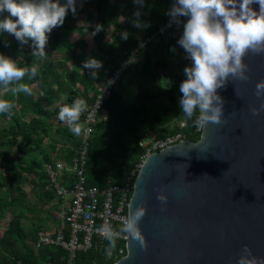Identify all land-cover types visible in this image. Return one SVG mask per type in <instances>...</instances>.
Masks as SVG:
<instances>
[{
  "label": "water",
  "instance_id": "water-1",
  "mask_svg": "<svg viewBox=\"0 0 264 264\" xmlns=\"http://www.w3.org/2000/svg\"><path fill=\"white\" fill-rule=\"evenodd\" d=\"M244 62L250 80L217 90L220 125L209 123L198 141L184 139L141 163L128 214L146 206L138 226L147 247L128 236L114 264H237L245 245L264 258V112L250 111L261 103L255 86L264 80V55ZM161 192L167 204L157 200Z\"/></svg>",
  "mask_w": 264,
  "mask_h": 264
},
{
  "label": "trees",
  "instance_id": "trees-1",
  "mask_svg": "<svg viewBox=\"0 0 264 264\" xmlns=\"http://www.w3.org/2000/svg\"><path fill=\"white\" fill-rule=\"evenodd\" d=\"M108 2L109 0H88L87 2L93 9L89 17L94 23L92 31L98 38L99 48L100 42L105 37V25L108 22L113 24V32L120 30V23L117 21L118 12L121 9L120 5H110ZM60 3L63 5L66 0H60ZM169 4V0H157L154 5L148 1L145 2V5L140 9H136L132 5L125 10L126 21L128 25L135 24L137 20L142 25H150L146 27L144 37L153 35L166 20ZM76 8L77 12L75 15L72 14L71 10L68 11L67 15L70 13L73 16H77L81 9L79 7ZM136 11L141 12L139 18L134 15ZM8 15L10 14L7 12L0 14V20ZM15 19L17 18H13L14 21ZM98 25L102 30L97 32L96 28ZM4 34L6 32L0 33V54H3L7 48V45L1 40ZM137 41L138 38L131 42L129 39H122L115 48L110 45L106 47L108 55L113 56V59L108 61L107 64L113 63V68L108 70L102 84L105 83L117 66L120 55L123 52L128 53L133 50ZM10 44L21 46L17 40ZM30 44L31 41H29V45L25 46L31 48ZM84 48L85 43L83 41L71 42L63 30L52 32L50 40H48L45 47V49L62 51L64 56L75 64L81 62L78 50L82 51ZM171 49L173 47L163 45L158 37L145 43L138 50L137 61L131 62L123 75L112 85L110 96L105 101L101 112V114L105 113L106 117L104 119L99 117V120L93 125L94 130L87 148L85 174L89 186L103 188L108 184H121L130 170L141 162L144 148L138 145V141L148 132H154L158 139H164L181 132L185 139H189L192 142L198 141L201 131L195 130L196 127L193 126L192 121L187 120L183 116L179 107V99L182 96L179 86L186 79V76L181 75L180 79L174 81V85L166 91L158 85L160 75L155 71V67L159 63L161 67H166L175 62L174 64L177 63V66L184 73L185 64L182 54ZM97 60L100 59L97 58ZM26 64L29 66L32 64L30 56H25L23 63H20L18 67H24ZM60 71L64 72L63 75ZM86 74L87 71H82L81 74H78L74 70L66 69L64 62L51 67L49 78L43 80H45V86L48 88L52 89L51 86H55L54 92L56 94L62 93V95H65V99L59 103L58 109L65 104L71 105L77 98H83L86 106L93 102L96 89L93 90L94 95L91 96L88 90V83L86 82ZM42 75L43 72L38 68L36 77L29 79V76L26 75L22 81L14 83H25L30 86ZM13 86L9 85V88L11 89ZM78 87H81L80 91L77 89ZM3 88V85H0V99H4L1 95ZM50 91H53V89ZM166 92L170 94L167 100L164 97ZM18 95L21 97L20 107L16 109L15 101L10 99L8 101L13 105L11 115L0 113L1 117L8 118L10 121L5 131L3 129V133L0 134V147L3 145L15 146L19 152L23 153L26 145H30L34 141V136L39 131H42L43 121H41V118L46 115V111L39 102L34 101L31 95H23V92H19ZM45 104L47 105V103ZM18 112H21V116L31 114L32 117L25 121L21 119L22 117H19L20 114ZM197 115L198 109L194 113L193 119H196ZM83 119L84 111L79 119L81 125ZM173 119L185 120V126L180 128L172 125L171 121ZM155 126H157L156 129ZM2 138L7 139V141ZM77 138L78 136L75 142L71 141L74 146L78 143ZM46 161H50V159L42 158L40 164L41 174L39 175L44 178L45 174L42 170V165ZM31 166L39 167V164L32 162ZM31 166L26 169L28 173L33 172ZM100 171H103L101 175ZM21 173L16 171L15 168L6 169L3 176H0V189L6 188L10 192L18 190L22 182ZM115 173H118L116 178L111 180L103 179L102 175ZM44 184H46V180ZM46 193L54 198L49 192L46 191ZM0 204H4L2 199ZM25 237H27V233L21 225L20 218L17 216L11 218L4 236L0 238V264H65L66 253L64 250L60 248H42L34 251L32 248L29 249L23 245ZM35 237L36 234L34 233L31 238L34 240ZM17 246L22 247L14 250V247ZM107 246L108 241L105 240L100 248L97 246L87 251L78 252L75 260L76 264H114L121 256L125 255L124 242L117 240L116 249L111 256L105 252ZM120 250L122 251L121 253ZM5 255H8L11 259L7 260Z\"/></svg>",
  "mask_w": 264,
  "mask_h": 264
},
{
  "label": "clouds",
  "instance_id": "clouds-1",
  "mask_svg": "<svg viewBox=\"0 0 264 264\" xmlns=\"http://www.w3.org/2000/svg\"><path fill=\"white\" fill-rule=\"evenodd\" d=\"M77 0H66L63 5L60 0H0V14L7 12L10 15L0 20V33H8L15 37L21 47L29 45L31 55L45 56V47L49 34L57 26L64 24L69 10L75 15ZM135 4L143 6L144 0H133ZM258 4L259 11L253 10L250 5ZM82 6V4H81ZM134 15L139 18L140 11ZM167 15L170 23L180 25L179 17H189L183 23V35L177 43L185 52V58L191 61V66L183 69L186 79L179 86L182 93L179 99L181 113L187 120H191L194 127L205 129L209 123L220 125L223 120V99L217 90L231 81L250 80L249 65L244 62L248 55H264V0H175ZM15 19V21L13 20ZM136 27H148L136 21ZM102 30L98 25L96 31ZM128 33H122L127 39ZM175 51V48L171 49ZM18 61L0 54V85L4 90L13 93L24 92L31 95V88L25 83H14L29 79L38 74V66L33 62L30 66L18 67ZM102 62L88 58L83 69H88L90 77L98 78V70ZM114 81H109L111 84ZM159 87L168 90L172 81L161 77ZM255 96L261 101L259 107L250 109L252 115L259 116L264 112V80L255 86ZM13 105L11 102L0 99V113L11 115ZM86 108L83 98L75 99L71 105L65 104L58 113V119L66 122L70 131L80 135L82 126L79 123L80 115ZM199 116L193 119L196 110ZM176 120V119H174ZM201 133V132H200ZM157 200L163 205L167 204L168 197L161 192ZM147 208L144 204L138 205L134 211L123 219L118 230L109 223H104L96 229L107 241L105 248L107 255L111 256L116 249L117 238L126 234L139 242L146 250L145 237L139 228V222L145 217ZM237 264H264V258L253 255L252 250L245 245L241 250Z\"/></svg>",
  "mask_w": 264,
  "mask_h": 264
},
{
  "label": "rangeland",
  "instance_id": "rangeland-1",
  "mask_svg": "<svg viewBox=\"0 0 264 264\" xmlns=\"http://www.w3.org/2000/svg\"><path fill=\"white\" fill-rule=\"evenodd\" d=\"M147 1L152 5L157 2V0H144L143 5H145V2ZM87 2L88 0H77L76 7H79L81 12L77 16H73L69 13L66 15L64 24L62 26H57L52 31L63 30L64 33L68 35L71 42L81 40L85 43V48L82 51L78 50V54L81 57V62L78 64H75L70 59H67L62 51L45 49V56H32V48H29L28 46L21 47L10 44L11 42H16L13 35L6 33L1 37V40L7 45V48L2 55L10 57L14 61H18V65L23 63L25 56H30L31 62H35L44 75V77L42 75L34 84L29 86L31 88V95L34 98V101L39 102L42 107H46V115L43 117L42 131H39L34 136V141L30 145H26L23 153L19 152L15 146L3 145L0 147V176H3L5 170L8 168H15L16 171L22 172V182L20 183L18 190L10 192L6 188L0 189V200L2 199L4 201V204H0V238L4 236L9 220L17 216L20 218L21 225L27 233V237H25L23 245L29 249L32 248L31 244L33 243V239L31 237L34 233L37 234L36 232H38V229L49 227V225L51 226V217L56 208L55 199L46 193V184H44L45 178L39 175L41 174V159H44L43 156L45 154H47L46 159H50L55 151H62L63 148L66 147L65 142H62L64 141L62 140L63 129L66 127L61 124V121L57 118L60 109L57 108V101L54 99L51 100L49 96H47L50 88L45 86V80L43 79L49 78V70L53 65H60L64 62L66 69L74 70L78 74H81L82 71H87L86 82L88 83L89 94H92L93 90L102 84L108 70L113 68V63L107 64L108 61L113 59V56L108 55L106 47L110 45L115 48L117 43L123 39L122 33L124 32L129 34L127 39L131 42L142 37L146 31V27L138 28L134 26L135 24L128 25L126 21V8L133 5L136 9H140V5L135 4L133 0H109L108 3L110 5H120L121 9H119L117 18L118 23H120V30L113 32V24L108 22L105 25V37L100 42L99 48L98 38L92 31L94 23L89 17V14L93 12V9ZM50 34L48 40H50ZM90 57L100 59L99 61H101L103 65L102 68L98 70V78L95 80L90 77L88 69L82 68L83 62ZM174 63L166 67H161L159 63L155 67V71L160 75V79L163 77L172 81L171 87L174 85V81H178L180 79L181 75L185 77L184 73H182L181 69L177 66V63ZM60 72L63 75L64 72ZM51 88H55V86L53 85ZM77 89L80 91L81 87H78ZM25 94L28 93L23 92V95ZM1 95L4 100H14L16 109L20 107L21 97L18 93H13L10 88L7 91L3 88L1 90ZM62 97H65V95L63 94ZM164 97L165 100H167L169 99L170 94H167L166 92ZM47 100H49V102H47ZM45 103H47V105ZM18 114H20L19 117H22L21 119L25 121H28L32 117L31 114H26L25 116H21V112H18ZM173 121L174 119L171 123ZM9 123L10 121L8 118L0 116V134L3 133V129L5 131V128L9 125ZM68 129V138H71V141L75 142L77 135L70 131V127ZM2 139L7 141L5 138ZM71 141L69 140V142ZM70 144L73 145L72 142ZM32 162H37L39 167H32ZM30 166L33 170L32 173H28L26 170ZM99 173L101 175L103 171H100ZM102 176L104 180H111L116 178L118 173L112 175L104 174ZM21 247L22 246L14 247V250L20 249ZM5 257L7 260L11 259L8 255H5Z\"/></svg>",
  "mask_w": 264,
  "mask_h": 264
},
{
  "label": "built area",
  "instance_id": "built-area-1",
  "mask_svg": "<svg viewBox=\"0 0 264 264\" xmlns=\"http://www.w3.org/2000/svg\"><path fill=\"white\" fill-rule=\"evenodd\" d=\"M169 1L170 10L175 0ZM179 19L182 23L176 25L174 22L170 23L171 18L167 15L155 34L146 37L144 34L138 39L133 50L120 55L112 74L105 83L97 87L93 102L84 110L82 131L78 135L77 145L71 147L69 151L64 147L62 151L57 152L60 158L54 159L56 156L54 154L50 161L43 163L45 189L54 197L56 208L51 217V226L38 230L31 244L34 251L42 248H60L66 253L65 264H76L78 252L97 246L100 248L106 239L96 229L106 222L116 230L122 226L123 219L128 215L134 179L144 159L153 152L185 139L181 132L164 139H158L154 132H148L138 141V145L144 148L141 162L130 170L121 184H108L103 188L87 184L85 167L93 125L99 120L104 103L110 96L112 85L123 75L130 63L136 61L138 50L145 43L158 37L163 45L173 47L182 54L185 67L191 66V61L185 58L184 50L177 43L183 35V23H186L185 17ZM110 80L114 82L109 84ZM199 114L198 110L197 117ZM172 125L183 128L185 120H174ZM195 130L202 129L195 128ZM127 238L126 234H122L117 240L124 242L125 245Z\"/></svg>",
  "mask_w": 264,
  "mask_h": 264
},
{
  "label": "crops",
  "instance_id": "crops-1",
  "mask_svg": "<svg viewBox=\"0 0 264 264\" xmlns=\"http://www.w3.org/2000/svg\"><path fill=\"white\" fill-rule=\"evenodd\" d=\"M53 89V91H50V90H52ZM52 89H49L48 90V94H47V96H49V98L51 99V100H55V101H57V104L59 105V103L61 102V101H64V99H65V97H62L63 95H62V93H59V94H56L54 91H55V88H52ZM95 89H97V88H95ZM50 93H52V94H50ZM91 96L92 95H94V93H92V94H90ZM32 96V95H31ZM34 99V98H33ZM45 110H46V107H45ZM54 116V115H53ZM56 116V115H55ZM100 117L101 118H105L106 117V114L105 113H102L101 115H100ZM57 118H58V116H57ZM41 121H43V117L41 118ZM61 124H63V125H65V127L66 128H64L63 130V139L62 140H64V141H62V142H65V146L68 148V151H69V149L73 146V145H71L70 143L71 142H69V140L71 141V138H68V134H69V125L66 123V122H63V121H61ZM156 127L157 126H155V129H156ZM57 150H58V148H57ZM70 153V152H69ZM56 155L55 156V158L54 159H56V158H60V156H58V154H57V151H55L53 154H52V157H53V155ZM47 154H45L43 157L44 158H47V156H46ZM52 157L50 158V160L52 159ZM40 158H42V157H40ZM50 226V225H49ZM46 228H49V227H46Z\"/></svg>",
  "mask_w": 264,
  "mask_h": 264
}]
</instances>
